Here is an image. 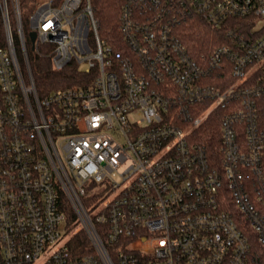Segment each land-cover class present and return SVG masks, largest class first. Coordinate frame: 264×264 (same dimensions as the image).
I'll return each mask as SVG.
<instances>
[{
    "label": "built area",
    "instance_id": "built-area-1",
    "mask_svg": "<svg viewBox=\"0 0 264 264\" xmlns=\"http://www.w3.org/2000/svg\"><path fill=\"white\" fill-rule=\"evenodd\" d=\"M0 18V264H264V0H123L112 43L92 0H45L33 50L82 78L42 98L20 0Z\"/></svg>",
    "mask_w": 264,
    "mask_h": 264
},
{
    "label": "trees",
    "instance_id": "trees-1",
    "mask_svg": "<svg viewBox=\"0 0 264 264\" xmlns=\"http://www.w3.org/2000/svg\"><path fill=\"white\" fill-rule=\"evenodd\" d=\"M45 0H20L22 12L23 31L27 38L28 44V64L29 71L34 80L39 96L42 98L52 90L71 87L80 84L82 73L73 64H69L63 71L56 72L53 69L51 58V46L42 45L39 51H34L28 42V35L31 31V17L35 13L39 4ZM56 4L62 0H54ZM123 0H92L95 17L99 22V35L101 38L109 42L116 41L120 38L118 32L119 16L122 8ZM15 24V26H14ZM12 22V28L16 36V46L20 51V40L17 33V23ZM185 39L190 46H195L198 42L207 41L211 36V29L204 22L196 21L189 23L184 28ZM5 28L4 23L0 18V47L5 46ZM25 72L28 70L26 61L23 62ZM1 97V94H0ZM210 131L204 129L202 137L206 140ZM86 204V202H85ZM67 225L70 230L75 227V212L69 203L64 207ZM71 250L80 255L91 249L89 237L85 232H80L75 235L69 242Z\"/></svg>",
    "mask_w": 264,
    "mask_h": 264
},
{
    "label": "water",
    "instance_id": "water-1",
    "mask_svg": "<svg viewBox=\"0 0 264 264\" xmlns=\"http://www.w3.org/2000/svg\"><path fill=\"white\" fill-rule=\"evenodd\" d=\"M37 33L35 31L30 33V40H31V48L34 49L36 43Z\"/></svg>",
    "mask_w": 264,
    "mask_h": 264
},
{
    "label": "rangeland",
    "instance_id": "rangeland-1",
    "mask_svg": "<svg viewBox=\"0 0 264 264\" xmlns=\"http://www.w3.org/2000/svg\"><path fill=\"white\" fill-rule=\"evenodd\" d=\"M14 22H15V21H13V24H14ZM14 26H15V24H14ZM94 187H95V186H90L89 188L87 187V191H88V192H92V191H94ZM96 190H97V191H100L99 189H96ZM105 192H106V191L103 190V193H105Z\"/></svg>",
    "mask_w": 264,
    "mask_h": 264
}]
</instances>
